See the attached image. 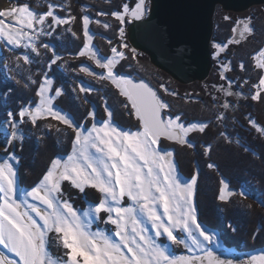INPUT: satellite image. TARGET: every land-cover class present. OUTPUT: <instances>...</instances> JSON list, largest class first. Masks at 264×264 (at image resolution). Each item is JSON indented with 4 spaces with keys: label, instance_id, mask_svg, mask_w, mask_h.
I'll list each match as a JSON object with an SVG mask.
<instances>
[{
    "label": "snow or ice",
    "instance_id": "1",
    "mask_svg": "<svg viewBox=\"0 0 264 264\" xmlns=\"http://www.w3.org/2000/svg\"><path fill=\"white\" fill-rule=\"evenodd\" d=\"M46 7V11L37 12L25 3L0 11V39L10 49H30L37 56L41 47L51 51L50 68L61 57L48 43L38 44L39 37L51 35L57 28L75 23L77 17L70 10L67 15H59L58 9H66L56 3H48ZM147 11L146 0H136L134 6L125 2L115 10L96 11L97 17L111 16L121 25L118 29L121 43L119 48L110 47V57L98 55L99 50L93 43L96 34L91 31L90 24L96 23L104 29L112 25L100 19L94 20L87 6L81 8L79 18L83 46L77 55L87 56L104 70L96 73L82 65L80 71L108 81L118 91L124 98L123 108L137 121L136 130H126L115 123L113 110L104 97L101 100L106 118L97 121L93 108L86 113L91 127L78 123L70 113L54 103L64 95V89L55 87L54 79L47 73H42L38 80H31L36 85L38 103L21 104L18 110L6 111L5 124L10 131L4 141L7 158L0 160V246L12 253L15 259L0 252V264H234L232 260L221 259L212 251L209 246L217 243L218 237L198 221L195 195L199 169L189 180L181 181L177 174L175 150L161 147L162 140H167L182 147L194 148L196 145L189 138L190 135H206L209 122L193 120L185 123L181 114H171V105L147 82L136 81L116 71L122 60L129 59L121 49H128L132 53V60L137 55L135 48H129L123 42V25L129 17L142 19ZM8 17L12 19L8 20ZM224 19L231 18L225 16ZM252 20L251 16L237 20L232 32L238 36L228 43L239 44L241 38L252 36L255 32ZM67 30L71 31V28ZM71 34L76 36L75 32ZM107 42L112 45L110 39ZM226 47V44H215L214 48L218 50L216 56ZM16 59H22L25 64L32 63L27 53ZM252 61L254 68L262 74L258 83L251 85L255 89L251 99L264 101V48L252 55ZM239 68L245 71L243 61ZM231 70V61L222 64L220 79L227 86L213 85L224 97L223 103L218 104L223 111L214 113L218 123L226 121L227 112L234 107L228 97L239 99L244 95L242 91L233 90L234 82L225 74ZM247 83L244 80L238 87L242 89ZM160 88L167 95H177L164 85H160ZM93 90L83 83L79 87L80 93ZM84 103H88L87 99ZM217 103L218 98L213 97L214 107ZM49 117L65 126L61 128L50 122L45 125L49 130L55 128L56 132L68 136L70 153L66 154V158L61 155L52 158L39 181L29 190L22 191L18 187L15 166L19 164V157L12 151L17 146L22 147L24 141L20 126L30 124L39 127L38 122L46 121ZM248 124L264 136V126L251 118ZM219 136L232 143L225 132H219ZM202 147L203 155L209 156L212 145L205 142ZM248 150L245 147V151ZM207 168L216 169L217 165L208 163ZM65 183L69 189L85 197L86 190L93 189L100 193V198L98 202L89 201L86 208L78 209L72 202L70 192L65 190ZM219 184L218 199L227 203L235 193L223 178ZM240 195L246 196V193L241 191ZM126 201L130 203L126 205ZM261 204L264 205V201ZM94 222L114 227L111 232L98 226L93 231ZM171 245L182 246L191 254L174 255L170 250ZM53 246L64 249L62 257L53 258ZM247 264H264V252L251 256Z\"/></svg>",
    "mask_w": 264,
    "mask_h": 264
},
{
    "label": "trees",
    "instance_id": "2",
    "mask_svg": "<svg viewBox=\"0 0 264 264\" xmlns=\"http://www.w3.org/2000/svg\"><path fill=\"white\" fill-rule=\"evenodd\" d=\"M11 1L21 2V0ZM67 1L72 15L77 17L76 22L73 23V31L77 34L81 47L83 46V35L79 18L83 6H87V9L96 13L98 9L108 10L111 8L115 10L125 2L129 3L130 6H134L136 3V0H111L110 3L108 0ZM256 9L258 17L254 24L255 32H257L254 35L256 36L255 41L250 40L252 38L250 37L246 43H228L233 35L232 28L235 25L236 15L232 13H229L232 16L231 21L218 24V30L213 35L212 40L215 44L224 45L228 43L226 53L220 56L223 59L222 62L231 61L232 70L227 71L225 74L233 80L234 85L237 87L243 84L244 80H247L248 83L244 84L242 88V91L246 94H249L247 87L258 83L259 76L262 74L254 68L252 61V55L264 45V14L260 11L261 7ZM112 23L109 30L90 25L91 31L96 34L95 46L102 57L110 56V47L118 42V37H120L118 29L121 26L116 21ZM109 39L112 41V45L105 47L104 43ZM124 43L131 48L127 41L125 29ZM0 49L3 54L7 53L2 45H0ZM136 54V56H142L139 52H136ZM140 60L147 64L142 70H138V65L130 57L123 60L116 67V71L133 79L147 80L162 98L171 105V114H181L185 123L193 120L209 122L206 135H190L189 138L196 145L194 148L182 147L167 140L161 142L162 148L175 150L178 172L184 179L189 180L197 168L199 169L195 195L198 221L208 231H214L223 247L228 250L253 253V251L264 249V227H261L264 226V205L261 204V201H264V136H261L248 124V119L251 118L257 121L259 125L264 126V101H253L249 96L245 97L244 100H234L233 113L228 111V119L223 123H218L215 120L214 113L223 111L218 107V104L223 103L224 97L222 93L213 88V85L225 84L226 86V82L220 79L216 61H212L211 74L204 82L184 86L176 83L163 72L157 71L145 55L140 57ZM241 61L245 64V71H241L239 68ZM105 84V88L95 89L98 94L85 97L88 101L87 104L84 103L85 99L79 105L66 98L62 101L56 100L54 103L58 108L70 113L78 123L86 125L88 124L86 113L93 108L99 121L105 119L103 101L101 100V97H104L108 106L113 110L115 123L121 128L136 130L137 121L134 117L128 115L127 110L122 106L124 98L118 94V91L112 85ZM160 85H164L170 91H175L177 95L165 94ZM187 91L192 92V94L188 96L185 94ZM35 92L36 87H30L29 89L14 78H7L4 75L0 58V124L5 121L7 110H18L21 104L35 103L37 100ZM262 95H264V92H262ZM213 97L218 98L215 107ZM221 131L231 137L232 143H228L219 136ZM237 140H239V143H236ZM42 142V145H38L37 155L34 156V159L33 151L36 144L32 140L24 144L30 154L28 156L29 164L26 163V167L22 166V172L21 169L18 172V182L22 187H30L37 183L50 160L57 155H66L69 151V147L62 151L54 137L49 136ZM205 142L212 145L209 156L203 155L202 145ZM245 147L249 150L245 151ZM24 149L19 152L15 151L18 157H22ZM208 163H215L217 168H207ZM25 170H29V173H24ZM222 178L229 183L231 190L235 192L244 191L246 196L233 195L227 203L220 201L218 199L219 181ZM86 192L87 197L83 196L87 201L98 202L99 194H96L94 190H86ZM92 195L94 196L92 197ZM79 205L83 206L82 203Z\"/></svg>",
    "mask_w": 264,
    "mask_h": 264
},
{
    "label": "rangeland",
    "instance_id": "3",
    "mask_svg": "<svg viewBox=\"0 0 264 264\" xmlns=\"http://www.w3.org/2000/svg\"><path fill=\"white\" fill-rule=\"evenodd\" d=\"M146 2H147V6H148V1L146 0ZM25 3L29 4V6L33 9H35L37 12L46 11L47 10L46 6L48 3L59 4L63 7H65V9H66L65 11H59V9L57 10L58 14L61 16L67 15V12L70 10L69 3L67 0H21V2H13L11 0H0V11L10 10L11 8H13L16 5H23ZM256 8H258V7H253L251 9H249L248 11L240 13V14L232 13V14L236 15L235 16V22L237 20L251 16L253 18L252 25L254 26V24L256 23L255 21L258 17L256 15L257 14ZM87 11H88L89 15H91L93 17L94 20L100 19L102 21H106V22L110 23L111 25L113 24L112 22L115 21L111 16H109V17L108 16L97 17L95 11H90L89 9H87ZM260 11H262V13L264 14V6L261 7ZM229 13L230 12H224V10H221V8H219V7L216 8L215 14L213 17V23H214L213 35H215V32L218 30V24L220 22H228V21L232 20V16ZM225 16L230 17L231 19L225 20L224 19ZM7 19L11 20L12 17H8ZM117 23L119 24V22H117ZM129 23H130V19L128 18V22L123 25V28L126 29V27ZM90 25L99 26L96 23H92ZM68 28H71V31H68L67 30ZM99 28L104 29L101 26H99ZM109 29H105V30H109ZM72 32H74L73 31V24L64 25V26L57 28L54 32L51 33V35H42L39 37V40L37 41L38 44L39 43H48L49 45L54 47L57 55H59L61 57V59L58 60L56 64L51 65L50 68L48 67V65L50 62L49 58L52 56L51 51H48V50L41 47L40 48V55L37 56L35 53H32L30 51V49H24V48L10 49V46H8L2 39H0V45H2L7 52L6 54L5 53L3 54L1 49H0V56H1L0 58H1V64H2V67L4 70V75L7 78H12V79L14 78L15 80H17V82H20L24 85H27L26 88L30 89V87H36V85L31 83V80H38L41 78L42 73H47V75L50 78L54 79V82H55L54 86L55 87H62L64 89V95L57 98L56 100H58V101H62L64 98H66V99L74 102L75 104L80 105V104H82V101L85 99V97L87 98V96H92V95L94 96V95L98 94V91H96L95 89L100 88V87L105 88V86H106L105 83H109V82L108 81H101V80H99L93 76H88L86 73L80 71V67L82 65H86V66H88V68L90 70H92L96 73H100L104 70L98 68L95 64V61L92 59H89L87 56L80 57L77 55V53L81 50L82 47L80 46V41H79L77 34L74 37L71 34ZM256 33L257 32H254V34L252 36H249L246 39L241 38V42L239 44L246 43L247 39L250 37H252L250 40L255 41L256 36H254V35H256ZM213 35H212V40L214 37ZM236 36H238V34L233 33L231 39H234ZM94 39H95V37H94ZM212 40H211V44H210V48H209L211 50V58H212V61L213 60L216 61V66L219 68V73H220L221 65L222 64H228V61L222 62L223 59L220 58L221 55L226 53V48H225L224 52L219 53V56H216V53L218 50L216 48H214L215 43H213ZM123 42H124V37H123ZM93 43H94V41H93ZM120 43H121V38L118 37V42H115V44L113 46H116L119 48ZM104 44H105V47H108V46L110 47V45L108 44L107 41H105ZM229 44H237V43H229ZM226 45L228 46V43ZM262 48H264V45L262 46ZM121 50L125 51L126 56H128L129 58L132 56V53L128 49H121ZM24 53H27L30 56V58L32 60L31 64H25L22 59L21 60L16 59L17 56H22ZM98 55L101 56L100 51H98ZM110 56H111V52H110ZM140 57H143V54H142V56H136L135 60L131 59L135 64L138 65L137 66L138 70H142L146 64V63L144 64L143 62H141ZM212 68H213V63H212ZM209 74H211V73H209ZM81 83H83V85H85V86L90 85L94 90L90 93H80L79 87L81 86ZM247 88H248L247 92H249V94L247 93L248 95L246 93H244L240 87L235 86L233 83V90L234 91H242L244 93V95L242 97H240L239 99L235 96L228 97V99L232 100L231 103L234 105V107H235V103H234L235 101L234 100H240V99L244 100L245 97H248V96L251 97V95L255 91V89H253L252 87H247ZM74 89H75V91H73ZM185 94H187L189 96L192 94V92L187 91ZM38 102H39V98L37 97V100L35 103H38ZM233 108L229 110L232 113H233ZM105 118H106V114H105ZM86 121H88V124H86L87 127H91L90 119L88 117H87ZM97 121H99V120L97 119ZM49 122L52 123L53 125H58L61 128H65L64 125L58 124V122L56 120H53L50 117L46 121H39L38 122L40 124L39 127H32L30 124H24V125L20 126L23 133H24V141H23L22 147L17 146V147L12 149V151H14V152L15 151L19 152L21 149L23 150V148H25L24 151H22V157H19V164L15 165L17 168V174L20 171V169L22 172V166L26 167L25 166L26 163L29 164L28 156L30 153L27 152L28 151L26 149L27 147L24 145L27 141L32 140L33 143L36 144V146H34L33 159H34V156L37 155L36 151H37L38 145L39 144L42 145V143H43L42 141L49 136L55 138V141L57 142L58 146L61 147L62 151H65L66 150L65 148L69 147L68 153H70L71 145H70L68 136L64 133L56 132L55 128H53L51 130L47 129L45 127V125ZM0 125H2V126H0V135H1V137H0V160H3L5 158H7V155H8L7 153H5L4 141H5V138L7 136V133L10 131V129L5 124V121L1 122ZM126 130H128V129H126ZM67 131H70V130H67ZM61 156H65V158H66V155H61ZM30 162H32V161H30ZM28 171L25 170L23 172L24 173L26 172V174H28L29 173ZM177 174L179 175V172ZM179 177H180L181 181L186 180L181 175H179ZM18 187L22 191H27L32 186L22 187L19 185V182H18ZM229 188L231 189V187H229ZM65 190L70 192V194L72 196V202L76 208L81 209L82 207L83 208L87 207V204L89 201H87L85 199L83 194H79L76 190L69 189L67 186V183H65ZM87 190H93V189H87ZM95 193L100 195V193H98L96 191H95ZM234 193H235V195H238L239 197H241L240 192L234 191ZM93 196L94 195H92V197ZM90 198H91V196H90ZM230 198H232V196ZM80 203H82L83 206H80L79 205ZM127 203H130V202L126 201L125 204L127 205ZM145 224H147V221H145ZM97 226L100 229L106 230L108 232H111L113 227H114L111 224L106 225L104 223L94 222L92 225L93 231L96 230ZM148 226L150 228V225H148ZM209 232L214 233L216 235V233L214 231H209ZM209 247H211L212 251L216 255H219L221 259L232 260L234 262V264H247V261L249 260V258L251 256L259 255L262 252H264V249L253 251V253L252 252L241 253L239 251H231V250H228L227 248L223 247V244L219 241V238H218L217 243H213ZM170 250L173 252L174 255H190L191 254L186 249H184L182 246L171 245ZM0 252L4 253L5 255H8L10 258L15 259L14 255L12 253H9L6 249H3L2 246H0ZM63 253H64V249H62V248H57V247L53 246L51 249V254H52L54 259L57 257H62ZM197 254L199 255L200 253L197 252Z\"/></svg>",
    "mask_w": 264,
    "mask_h": 264
},
{
    "label": "water",
    "instance_id": "4",
    "mask_svg": "<svg viewBox=\"0 0 264 264\" xmlns=\"http://www.w3.org/2000/svg\"><path fill=\"white\" fill-rule=\"evenodd\" d=\"M147 1L148 11L142 19L129 17L125 29L128 44L145 55L157 71L184 86L202 83L211 73L209 48L216 8L240 14L264 6V0ZM134 80H143L153 87L145 79Z\"/></svg>",
    "mask_w": 264,
    "mask_h": 264
}]
</instances>
